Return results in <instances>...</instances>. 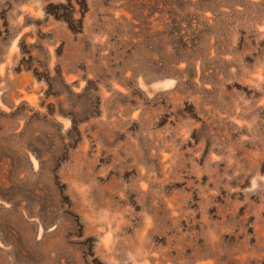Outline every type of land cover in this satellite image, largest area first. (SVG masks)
Instances as JSON below:
<instances>
[{
  "label": "rangeland",
  "instance_id": "obj_1",
  "mask_svg": "<svg viewBox=\"0 0 264 264\" xmlns=\"http://www.w3.org/2000/svg\"><path fill=\"white\" fill-rule=\"evenodd\" d=\"M0 264H264V0H0Z\"/></svg>",
  "mask_w": 264,
  "mask_h": 264
}]
</instances>
